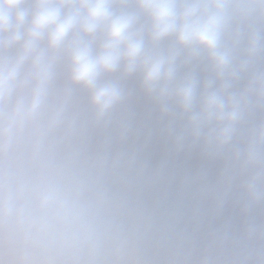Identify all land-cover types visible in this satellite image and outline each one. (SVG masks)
Instances as JSON below:
<instances>
[{"label": "clouds", "instance_id": "obj_1", "mask_svg": "<svg viewBox=\"0 0 264 264\" xmlns=\"http://www.w3.org/2000/svg\"><path fill=\"white\" fill-rule=\"evenodd\" d=\"M0 264H264V0H0Z\"/></svg>", "mask_w": 264, "mask_h": 264}]
</instances>
